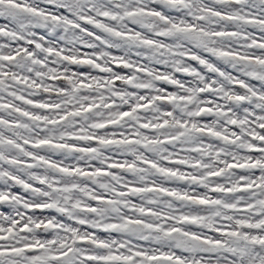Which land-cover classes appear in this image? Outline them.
<instances>
[{
  "label": "snow or ice",
  "instance_id": "6c2138e0",
  "mask_svg": "<svg viewBox=\"0 0 264 264\" xmlns=\"http://www.w3.org/2000/svg\"><path fill=\"white\" fill-rule=\"evenodd\" d=\"M0 264H264V0H0Z\"/></svg>",
  "mask_w": 264,
  "mask_h": 264
}]
</instances>
